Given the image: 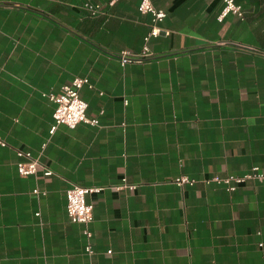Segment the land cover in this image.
<instances>
[{"label": "crops", "instance_id": "1", "mask_svg": "<svg viewBox=\"0 0 264 264\" xmlns=\"http://www.w3.org/2000/svg\"><path fill=\"white\" fill-rule=\"evenodd\" d=\"M234 1L243 19L219 21L223 0H151L168 33L122 66L151 27L140 0H0V264H264V184L203 182L264 171V0ZM74 77L98 124L51 131L44 94ZM73 184L103 187L86 225L66 212Z\"/></svg>", "mask_w": 264, "mask_h": 264}, {"label": "built area", "instance_id": "2", "mask_svg": "<svg viewBox=\"0 0 264 264\" xmlns=\"http://www.w3.org/2000/svg\"><path fill=\"white\" fill-rule=\"evenodd\" d=\"M223 7L218 16V20L221 21L226 15L233 14L243 19V11L240 4L235 3L234 0H223ZM83 8L91 15L95 16L101 12V6L99 4H93L90 2H84ZM138 10L142 14L151 15V27L147 35L144 37V44L140 52H131L127 49H123L118 53V59L122 66L130 62H142L145 58H150L152 52H150L147 41L150 37H156L161 33L167 34V31L161 30L157 25L165 17V12L161 9H157L151 2V0H140ZM223 43V42H219ZM87 85L91 87L87 77H74L70 82L63 84L58 92H48L44 95L55 104L53 118L55 125L52 127L53 131L56 125L63 124L69 128L76 127L79 123L84 122L90 125H97L98 119L87 116L88 104L84 101L79 94L80 89ZM0 144L5 142L0 139ZM17 155L21 158L16 164L17 171L21 176H28L37 172L39 161L34 158L30 152L24 150H17ZM52 172L45 170L44 175L48 176ZM177 186L183 187L185 184L192 185L195 180L185 175H180L174 179ZM203 182L215 183L224 186L227 191H234L238 186L246 184L248 182H258L264 184V171L258 166H252L247 172L243 174H214L209 178H204ZM127 187L129 189L134 188L132 184H128L123 179L122 184L116 185V189ZM103 187H86L73 184L66 190V212L71 222L88 224L93 219V205L86 199L88 194L97 193L102 190ZM34 194H39L38 188L32 191ZM84 234L87 237L91 236V232L88 229H84ZM259 243V246H262ZM85 251L88 254H92V246L87 243ZM110 252V251H108Z\"/></svg>", "mask_w": 264, "mask_h": 264}]
</instances>
